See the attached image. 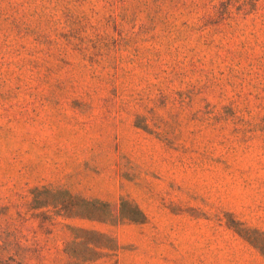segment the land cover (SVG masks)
Returning <instances> with one entry per match:
<instances>
[{
	"label": "rangeland",
	"instance_id": "1",
	"mask_svg": "<svg viewBox=\"0 0 264 264\" xmlns=\"http://www.w3.org/2000/svg\"><path fill=\"white\" fill-rule=\"evenodd\" d=\"M0 264H264V0H0Z\"/></svg>",
	"mask_w": 264,
	"mask_h": 264
},
{
	"label": "trees",
	"instance_id": "2",
	"mask_svg": "<svg viewBox=\"0 0 264 264\" xmlns=\"http://www.w3.org/2000/svg\"><path fill=\"white\" fill-rule=\"evenodd\" d=\"M92 202H97L96 200ZM114 217H117V220H128L133 222H143L145 220V214L143 211L139 208V206L126 198H122L120 202L119 212ZM83 234H90V235H96L98 237L103 238V241L101 242H87L88 248L90 250H93V252H98V249L102 248H108V249H116L118 247V243L114 236L97 231L95 229H77ZM73 254V253H72ZM79 258H84L82 255H75ZM92 257H88L90 259ZM96 258V257H94ZM84 260V259H81Z\"/></svg>",
	"mask_w": 264,
	"mask_h": 264
}]
</instances>
